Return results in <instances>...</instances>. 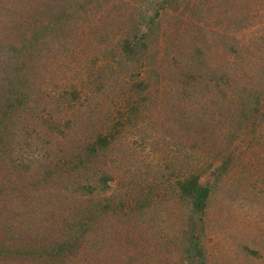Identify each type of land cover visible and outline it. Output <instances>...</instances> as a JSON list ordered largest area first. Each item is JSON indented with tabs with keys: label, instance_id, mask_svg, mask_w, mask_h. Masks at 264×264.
<instances>
[{
	"label": "rangeland",
	"instance_id": "rangeland-1",
	"mask_svg": "<svg viewBox=\"0 0 264 264\" xmlns=\"http://www.w3.org/2000/svg\"><path fill=\"white\" fill-rule=\"evenodd\" d=\"M0 114V264H264V0H0Z\"/></svg>",
	"mask_w": 264,
	"mask_h": 264
},
{
	"label": "trees",
	"instance_id": "trees-1",
	"mask_svg": "<svg viewBox=\"0 0 264 264\" xmlns=\"http://www.w3.org/2000/svg\"><path fill=\"white\" fill-rule=\"evenodd\" d=\"M130 47V46H129ZM127 48V46H126ZM133 51L132 49L129 50V54H132ZM18 83V82H17ZM190 83V82H189ZM23 84V83H21ZM11 86L14 87V89H16L17 91L12 94V96H10V98H6L5 99V103L10 104L9 108L13 109V110H20L24 105V89L19 90L18 88H15V86L13 84H11ZM145 88L144 85H142V90ZM69 96H67L66 94H63L62 98H67V103L69 104L71 101L74 100H78V97H80V93L79 91L76 90V88H74V90L72 91V94H68ZM7 115V114H6ZM5 112L3 113V116L6 117ZM243 115V114H241ZM9 128L7 125H5L4 123V118L2 117V115L0 114V134L2 132V130ZM113 129L108 130L107 134H102V132L98 131L97 134H94V137H88L89 140H87V144L88 143H92L91 147V152L96 154L100 149H105V147H107L110 143V137L113 136L112 133ZM85 142V144H86ZM84 144V145H85ZM89 152V153H91ZM95 156V155H94ZM175 189L178 192V196L184 201H186L187 206L190 208V211L192 214H204L205 209L207 208V199L209 196V189L207 187L202 186L199 183V174L197 173H190L187 176H182L180 178H178L175 181ZM107 187V182H105L104 184ZM88 193L92 195H94V191L97 190H93L92 186L89 184L88 185ZM192 244L188 247V257L189 258H193V248H192ZM200 255V254H198Z\"/></svg>",
	"mask_w": 264,
	"mask_h": 264
}]
</instances>
